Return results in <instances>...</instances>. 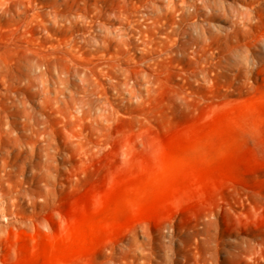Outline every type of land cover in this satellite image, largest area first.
<instances>
[{
	"label": "rangeland",
	"instance_id": "obj_1",
	"mask_svg": "<svg viewBox=\"0 0 264 264\" xmlns=\"http://www.w3.org/2000/svg\"><path fill=\"white\" fill-rule=\"evenodd\" d=\"M182 1L0 0L1 264H264V0Z\"/></svg>",
	"mask_w": 264,
	"mask_h": 264
},
{
	"label": "bare ground",
	"instance_id": "obj_2",
	"mask_svg": "<svg viewBox=\"0 0 264 264\" xmlns=\"http://www.w3.org/2000/svg\"><path fill=\"white\" fill-rule=\"evenodd\" d=\"M182 1V0H181ZM183 2V1H182ZM159 3H157V0H149V2H147V4H146V7L147 8H149V9H151L152 11H154V10H156V9H158L159 8V5H158ZM189 5V4H188ZM36 65V64H35ZM34 65V66H35ZM38 66V65H37ZM33 68V67H32ZM34 69V68H33ZM32 72V71H31ZM35 73V72H34ZM52 73V72H51ZM59 73V72H58ZM57 73V74H58ZM36 75V77L38 78V77H40V76H42V75H39V73H37V74H35ZM55 75V74H54ZM53 74H51V75H47V76H51L53 79H54V82H52V84H55V87L56 88H54V89H56V92H57V94L58 93H63V94H65V92L67 91H65V89H66V87H67V82H66V78H64L61 74H58L56 77L54 76ZM50 77V78H51ZM80 78H81V80H85L86 78L83 76V75H80ZM48 80V79H47ZM52 80V79H51ZM51 80H50V82H51ZM69 82V81H68ZM84 82V81H83ZM40 83V82H39ZM45 83V82H44ZM46 84V83H45ZM44 84V85H45ZM51 85V84H50ZM45 87V86H44ZM49 87H52V85L51 86H49L48 85V81H47V88H49ZM47 88H46V90H47ZM69 88V87H68ZM51 89V88H50ZM50 89H48L47 91H49ZM52 90V89H51ZM50 92V91H49ZM55 92V93H56ZM69 93H71L70 91H69ZM73 93H71V95H72ZM68 95V94H67ZM61 96V95H60ZM66 96V95H65ZM69 96V95H68ZM59 97V96H58ZM71 97V96H70ZM74 97H76V96H74ZM61 98V97H60ZM66 99V98H65ZM83 99H84V97H83ZM67 100V99H66ZM72 100V99H71ZM76 100V99H75ZM74 100V101H75ZM79 100V99H78ZM77 100V101H78ZM83 102H85L86 103V101L85 100H82ZM70 101H68V103H69ZM79 104H81V103H79ZM78 104V105H79ZM87 104V103H86ZM75 106H78L76 103L74 104ZM83 105V104H82ZM86 107V106H85ZM77 108V107H76ZM108 108V107H107ZM109 110V109H108ZM108 114V113H107ZM106 116V115H105ZM3 143H1V140H0V157L2 158V159H4V157H3V155L1 154L2 153V149H4L3 148ZM4 165V164H3ZM13 167V166H12ZM11 169V168H10ZM12 171H14V170H12ZM14 174H15V172H14ZM1 175V174H0ZM9 176H10V178H12L13 176V173L12 172H9V174H8ZM2 176H0V219H2V220H4L5 221V219H8V221L7 222H5L3 225H0V264L3 262V258H2V256H4V253H3V250H2V243H3V241H4V239H6V237H12V230L10 229L11 228V226H12V228H13V224H12V222L14 223V221H11V220H9V219H11V217L9 216V214H11V215H13V213L11 212L13 209H12V207H13V205H15V203L14 202H16V199H17V195L18 194H16L17 193V191L18 190H16V189H14L12 186L13 185H11L10 187H8V186H4L3 184H5V183H2L3 182V180H2ZM14 179V178H13ZM13 179L12 180H10V181H13ZM11 183V182H10ZM12 184V183H11ZM16 187V186H15ZM17 188V187H16ZM27 192V191H26ZM23 194V193H22ZM20 195V194H19ZM19 195H18V198H19ZM18 202V201H17ZM16 202V203H17ZM11 212V213H10ZM13 217V216H12ZM31 220V219H30ZM17 221V220H16ZM23 221V220H22ZM37 226H38V228L40 229V230H45L46 229V227H47V219L45 218V217H41L40 219H38V221H37V223H35ZM17 229H19L18 227H16ZM19 231H20V229H19ZM18 231V232H19ZM24 231H26V230H24ZM17 232V233H18ZM21 232V231H20ZM24 233H26V232H24ZM43 232H41V234L39 233V235L38 236H43V234H42ZM14 235V234H13Z\"/></svg>",
	"mask_w": 264,
	"mask_h": 264
}]
</instances>
